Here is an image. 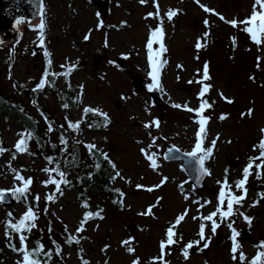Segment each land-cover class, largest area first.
Segmentation results:
<instances>
[{"label":"rangeland","instance_id":"374dc122","mask_svg":"<svg viewBox=\"0 0 264 264\" xmlns=\"http://www.w3.org/2000/svg\"><path fill=\"white\" fill-rule=\"evenodd\" d=\"M101 1L43 0L41 16L23 21L21 29L13 37L4 38V45L0 46V87L28 105L25 93L18 92L15 81L30 86L40 82L49 60L54 71L76 64L66 80L57 78L51 90L45 84L40 100L42 107L48 119L66 124L79 122V129L74 130L75 138L84 146L93 144L106 154L115 165L114 171L120 174L113 184L122 190L123 203L117 207L95 191L91 195L92 209L98 208L103 219L94 216L85 224V230L78 233L76 229L83 219L84 208L76 191L66 183L60 194L53 184L45 183L54 174L45 169L54 168H44L49 163L35 146L31 150L36 153L12 154L7 147L15 146L26 130L16 119L0 116V147L6 149L0 153V191L23 187L24 181L16 179L17 175L32 181L29 193L22 199L9 203L0 200V264H17L22 260V253L12 247L21 246L20 233L6 228V224L9 220L18 222L28 207L33 208L37 219L35 227L23 233L27 247L36 238H40L44 247L54 245L55 241L61 243L62 253L51 264H83L84 261L133 264L137 259L140 264H162L154 259L161 254L160 242L166 239V230L186 210L185 219L174 229L178 243L165 250L163 259L167 264H250L257 252L264 250L260 247L264 244V198L260 195L264 193V169L253 167L246 184V198L240 205H234L231 218L221 220L217 215L215 219L220 226L215 234L210 230L211 222L200 217L216 211L222 186L218 181L223 182L226 169L232 191L241 194L234 182L242 178L249 158L259 155L254 145L264 138V44L256 45L241 30L244 25L233 27L227 23L248 18L254 0H199V3L146 0L144 4L140 0H111L106 15L100 11ZM156 3L159 15L149 16L156 13ZM201 5L213 11L206 12ZM169 10L177 12L171 20L167 17ZM220 16L225 19L221 20ZM41 19L45 22L43 45L38 28ZM158 27L163 28L162 43L166 50H161V42L153 43L152 55L160 65L161 100L156 103L149 88L154 81L147 44L151 32ZM198 41L205 45L199 50L195 47ZM13 46L17 48L15 54L14 51L12 54ZM11 54L14 59L8 64ZM205 64L210 79L203 83L211 87L204 99L212 107L204 112L210 119L203 147H210L213 139L217 142L211 157L206 159L211 173L206 177V186L196 188L180 162L165 159L163 152L171 145L193 151L197 143L198 116L173 105L199 107L198 94L203 84L198 81L202 79ZM135 74L143 77V86H133ZM64 92L76 98L79 105L65 108ZM221 93L233 102H226ZM84 106L106 113L110 122L100 128L84 125ZM249 109L251 115H248ZM38 115L50 126L43 113ZM222 115L226 117L223 120ZM157 119L158 128L145 127ZM141 149L155 154V169ZM165 177L167 180L161 187L151 192L145 190L159 185ZM50 194L55 195L52 201L47 200ZM153 205L151 215H141ZM244 216L251 217V223ZM201 223L206 225L209 247L201 250V241L199 246L189 249L186 259L184 247L200 239ZM229 223L240 234L237 242L241 247L236 259L231 251ZM69 236H74L79 243L75 240L68 243ZM125 240H131L130 245L125 246L122 243ZM129 246L134 252L127 251ZM241 251L246 260L239 259Z\"/></svg>","mask_w":264,"mask_h":264},{"label":"snow or ice","instance_id":"6c2138e0","mask_svg":"<svg viewBox=\"0 0 264 264\" xmlns=\"http://www.w3.org/2000/svg\"><path fill=\"white\" fill-rule=\"evenodd\" d=\"M196 2L199 3V0H196ZM140 3L141 4L146 3V0H140ZM201 7H204V6L201 5ZM257 7H259V9H260L259 11H257ZM156 9H157L156 13H149L148 15L149 16L159 15V4L158 3H156ZM204 10L206 12H212L213 11L212 9H209L207 7H204ZM42 12H43V7L41 6V14H42ZM176 14H177L176 11L169 10L167 12V17L169 20H171ZM217 15H219V14H217ZM219 18L221 20L225 19L223 16H220ZM204 23L207 25L208 21L205 20ZM227 23H229L233 27H239L240 25H244V27L241 30L244 31L245 33L249 34L250 39L256 45L259 46L261 44H264V0H254L253 11H252L251 15L248 18H246L245 20L237 21L236 19H232L230 21H227ZM38 28L40 30V43H41V45H43L44 29H45V22L43 19H41V22L38 25ZM163 36H164L163 28L158 27L151 32V39L148 41V44H147V48L149 50V61L151 62V67H152L151 76H152V80L155 82L154 84L149 85L150 89L153 87H159L158 81H159L160 65L158 64L157 59H155L153 57L152 49H153V43L159 41V42H161V50L162 51L166 50V49H164L163 43H162ZM205 36H207V33H205ZM88 38H89L88 36H85V39H88ZM232 40H233V44L235 45V42H236L235 37H233ZM204 46L205 45L203 43H201L200 41H198L195 45V47L198 50ZM45 55H49V53L45 52ZM156 55L158 56L159 54L157 53ZM49 64H51V60H49ZM257 66L259 67V58H258ZM62 67H64V66H62ZM73 70H74V66H70V67H68L67 72L63 73V75H69ZM49 75L56 76L58 74L57 73L49 74L48 72H45V74L41 78L40 82L37 84V89H43L45 87V84L49 82V80H48ZM251 78L255 79V77H251ZM208 79H210L209 72H208V65L205 64L204 68H203L202 79L200 81H198L199 83L203 84V87L198 94L199 98L201 100V103H200L198 108L192 109V108H188L187 106H182L179 104L173 105V107H176V108L184 107L186 111L195 112L196 115L198 116L197 123L199 124V130L197 132V138H198L197 143L195 144L193 151L186 153V155L190 156V157L198 158V163L200 165L201 175H204V174L210 175L211 174L207 168H204L203 165H204L205 159L211 157L213 150L216 146V142H217L216 139H213L211 141L210 147H207V148L203 147V140H204V137L206 135V125L210 119V117H207L204 115V112L206 109H209L212 107V104H210L207 100L204 99L205 94L209 91V89L211 87V85L203 83L205 80H208ZM221 96L223 97V93H221ZM223 98L228 103L233 102L232 100H230L227 97H223ZM64 107L67 108L68 105L65 104ZM84 112H85V114L91 112V113H96L100 116H103L105 127L110 122L107 114L101 112L99 109H93L91 107H87L84 109ZM251 113H252V110L249 109L248 115H251ZM225 118L226 117L224 115H222L220 117V119H222V120ZM153 126L158 128L160 126V121L158 119L153 120L149 124L145 125V127H149V128L153 127ZM69 127L78 130L79 129V122H76V123L69 122ZM262 131H264V130H262ZM20 135H21V139H19L17 141V143L15 144V148L18 152H25V151H27V140L29 138H31V133H22ZM217 139H218V137H217ZM62 142L64 144H67V141H62ZM87 147L91 150V149H94L96 146L89 144ZM254 149H259V155L256 157H250L249 158V163L243 169L242 178L238 179L234 182L235 188L240 190L241 194L236 195L232 191V185L229 184L228 179H227V171L228 170L226 169L225 170L226 175H225L223 182L218 181V183H221L222 186L220 187L219 194H218V206H217L216 211H213L212 213H210L207 216L200 217V219H202L204 221H210L211 222V229L210 230L213 234L216 233L217 228L220 226L217 223V220L215 219L217 217V215L219 214V217L221 218V220H223L224 218H231L234 215V205H240L243 202V200L246 198V195H247L246 184L248 182L249 176L252 174L251 170L253 169V167H255L256 169H264V138H262L257 145H254ZM4 151H6V149L0 147V153H3ZM141 151L145 154L146 158L151 162L150 166L155 169L157 167L155 154H149L145 149H141ZM169 151L171 152L172 150L170 149ZM13 158H15V156H13ZM105 159H107L106 154H105ZM256 161H260V163H256ZM113 167H115V165H113ZM45 171L58 172L60 179L50 178L45 183L55 185L56 191L60 192L62 194L61 184L68 183V181L64 179L65 173L62 171H59L58 168L51 169V170L45 169ZM119 175H120L119 172H117L116 176L118 177ZM257 175L259 176V172L257 173ZM16 179L24 181L23 187L15 189V193L18 196H22L28 191V187L32 183V181L30 178L25 180V178L23 176H19V175L16 176ZM166 180H167V178L165 177L159 185H154L152 187H148L145 190H147L149 192L154 191L156 188L161 187L166 182ZM137 188H144V186L137 185ZM116 191L119 192V190H116ZM260 195L262 198H264V193H261ZM120 196L122 197L123 193H120ZM187 198L188 197L185 196V199H187ZM3 199H4V192L0 191V200H3ZM54 199H55L54 194H50L47 196V200H49V201H52ZM36 200H39L38 196L36 197ZM118 202L121 204L123 203L122 200H120ZM225 202H226V210H225ZM83 207L87 208L88 205L85 203L83 205ZM152 207H154V205L149 206V208L145 212L141 213V215H151L152 214ZM201 207H203V205H201ZM186 214H187V210L184 214H181L180 216H178L176 221H175V224H173L172 226H170L166 230V239L162 240L160 242L161 254L159 257L154 258L155 260L161 261L162 264H167V261H165L163 259L164 255H165V250L167 248H169V246L178 243V239L176 238V232L174 231V229L177 225H179L185 219ZM9 215H11V214H9ZM94 216L103 219V217L100 215V212H96V213H92L90 211L85 212L83 219L81 220L80 225L76 229V231L78 233L83 232L85 230V224L88 222V220L92 219ZM36 219H37L36 212L33 210L32 207H28V209L24 213L23 217L18 222L13 223L11 220H9L6 224V228L11 229L12 231H14L16 233H20L19 240L21 242V246L19 248H16L14 245L12 246L14 251H18V252L22 253V260L17 261V264H42V261L38 258L41 253H43L45 256H49V257L51 256L50 251L44 252V246L42 244H40L37 248L29 250L27 247V244L25 243L27 237L23 233L25 230L31 231V229L33 227H35L34 221ZM194 219H195V217H194ZM244 219L248 223H251V220H252L251 217L244 216ZM228 227L232 230L231 240H232L233 244H232L231 251L233 253V259H236L237 258L236 253L241 247L240 244L237 242V237L240 234H239V232L236 231L235 228L232 227V223H229ZM205 228H206V225L204 223H201L199 226V232H198L200 239L196 240V241H191L184 247L183 255L186 259L189 256V249H192L195 246H199L201 244V241H203V248L201 250L209 247L210 237H206ZM6 235H10V233L6 232ZM74 240L76 243H79V240H77L74 236H69L67 239V242L72 243ZM122 243L125 246H128V245H130L131 240H125V241H122ZM260 247L264 248V244H262ZM127 251L129 253H132V252H134V249L129 246V247H127ZM239 259L242 261L247 259L242 251L239 253ZM83 264H88V262L84 261ZM133 264H140V262L137 259V260L133 261ZM250 264H264V250L258 251L256 256L253 257V259L251 260Z\"/></svg>","mask_w":264,"mask_h":264},{"label":"trees","instance_id":"16d2710c","mask_svg":"<svg viewBox=\"0 0 264 264\" xmlns=\"http://www.w3.org/2000/svg\"><path fill=\"white\" fill-rule=\"evenodd\" d=\"M2 45H4V43H0V46ZM16 50L17 48L14 47L12 49V54L13 51L15 54ZM12 54L7 59L8 64H10L14 59ZM46 64L47 68L44 71V74L45 72H48L49 74H58L56 76L49 75L48 77L49 82L46 83L47 89L49 88L48 90H51L50 87L52 88L55 85L58 77H62L64 80L67 79L68 75H63V73L67 72V69L54 71V69H51L52 66L49 62ZM71 66H74L75 68L76 64ZM38 83L39 82H35L33 86H30L21 81H15V86L18 87V92L25 93L28 105L0 87V116L4 119H16L25 127V133H31V138L27 140V152L36 153L31 150V148L35 146L37 150L40 151L39 153L41 154L43 160L49 163L44 166V168H58L59 171L65 173L64 179L68 181L67 187L76 191L77 198L82 206L85 203L88 205L87 208L83 207L84 214L89 211L92 213L100 212L98 208L96 210L92 209L93 202L91 200V195L95 191H99L100 194L108 197V200L112 204L120 207L121 203L118 201L122 198L120 196L122 190L113 184L116 172L113 169L111 160L108 157L105 159V154L100 148L95 147L90 150L87 147L89 143L84 146L81 142H79L74 135L75 129L70 128L69 124L62 121L56 122L53 119H48L46 114L47 111L42 107V103L40 101L43 89H37ZM63 94L66 97L65 104L68 106L79 105L76 98L65 92ZM87 107L89 106H84L82 111L84 125L93 128H100L104 124L103 116L91 112L85 114L84 109ZM38 113H43L45 120L47 119L50 126L45 124L42 118L39 117ZM69 122L76 123L74 121ZM62 141H67V144H64ZM7 148H9L12 154L21 153L16 150L15 146ZM52 178L60 179L58 172H54ZM31 185L32 183L29 185L28 191L22 196H18L15 193V189H12L15 198L20 200L26 196L29 193ZM63 187L64 184H61L62 193ZM116 190H119V192ZM67 239L68 238H66V240ZM40 244H42L40 238H36L33 241V244L28 246V249L31 250L37 248ZM49 251L51 252L50 257L45 256L43 253H41L38 257L42 261V264H51L53 258L58 253H62L61 243L55 241L54 245L44 247V252Z\"/></svg>","mask_w":264,"mask_h":264},{"label":"water","instance_id":"95a60500","mask_svg":"<svg viewBox=\"0 0 264 264\" xmlns=\"http://www.w3.org/2000/svg\"><path fill=\"white\" fill-rule=\"evenodd\" d=\"M110 1L102 0L99 3V8L103 15L109 13ZM41 6H43V0H0V43L5 40L4 38L13 37L16 31L21 29L23 21L36 19L41 14ZM132 83L134 87H141L144 84V79L141 75L135 74L132 77ZM150 91L153 100L156 103L160 102L159 88L153 87ZM170 149L172 150L171 152L169 151ZM189 152L191 151L183 150L177 145H171L164 150L163 156L167 160L179 161L187 171L192 185L196 188H203L206 186L207 174L201 175L198 158L187 156L186 153ZM203 166L207 168L205 161ZM12 200L10 194L5 192L2 201L9 203Z\"/></svg>","mask_w":264,"mask_h":264}]
</instances>
